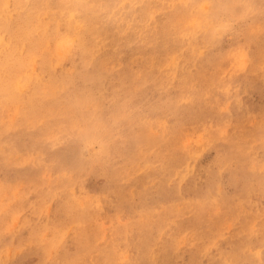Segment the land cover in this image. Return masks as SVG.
I'll return each mask as SVG.
<instances>
[{
	"label": "rangeland",
	"instance_id": "374dc122",
	"mask_svg": "<svg viewBox=\"0 0 264 264\" xmlns=\"http://www.w3.org/2000/svg\"><path fill=\"white\" fill-rule=\"evenodd\" d=\"M199 8L206 10V4ZM228 26V33L219 37L212 50L206 51V56H223L239 45L246 48L247 60L252 58L254 52L248 48L246 36L252 34L253 22L244 18L232 21ZM54 44L51 49L59 56L67 54L72 47L71 41L65 38ZM233 65L227 71H223L221 65H213L214 69L204 66L202 83L206 87L211 82L213 88L208 96L195 103L191 91L180 99L173 87L162 94L163 88L155 91L157 96H143L141 91H136L135 100L149 103L153 99L158 115L162 107L167 112L165 117L146 128L147 141L155 144L145 150L146 155L140 161L134 158L129 164L124 159L134 152L131 144H126L125 135L115 136L106 158L101 154L103 151L100 153L101 141L72 137V147L80 153V162L92 168L76 185L80 180L58 175L57 170L46 163L45 150L40 146L45 142L50 147V143L56 142L55 127L59 118H54L55 127L51 129L47 127L53 124L48 114L40 116L35 126H27L28 129L16 126L15 129L10 122L14 120L15 112L23 113L27 109V104L24 100L7 103L5 130L19 135L16 141L19 149L9 150L6 164L0 168V264H150V261L151 264H264V195L255 180L250 184L251 194H242V179L236 183L242 176L238 173L239 164L233 159L222 161L221 155L235 146L233 141L230 145L222 144L220 149H217V142L215 145L209 143L212 134L216 133L222 140L236 138L241 133L239 130L233 133L238 129L239 117L245 118L246 142L250 147H244L250 159L245 172L249 176L258 175V179L264 176V113H261L264 111V86L261 84L263 87L259 89L260 77L247 78L241 71L236 73L233 68L237 66ZM129 66L132 71L138 69L134 62ZM44 68L67 71L68 67L62 63ZM79 69H75V81H79L76 73ZM215 69H221V72ZM214 75L222 78L217 88L212 79ZM29 78L26 75L22 80L26 82H18L19 94H27L31 89L32 78ZM55 78L61 81L57 75ZM116 78L109 79L108 83L95 81L89 84L93 90L101 89L109 96L87 94L100 105L105 120L110 122L113 120L109 113L115 109L114 105L126 101L122 92L114 87ZM42 79L45 89H52L47 73ZM124 84L126 87L127 83ZM151 90L149 87L147 92ZM158 95L164 96L158 99ZM186 99L187 103H184ZM60 102L66 106L64 97H60ZM169 105L175 109H165ZM143 106L142 115L147 117L151 108ZM59 113L57 111V115ZM64 115H61L63 119ZM118 127L121 133L129 132L121 123ZM171 129L177 132L176 136L169 132ZM239 146L243 147L241 142L236 148ZM159 150L165 153L161 161L157 159L161 158L158 157ZM185 153L186 158L183 157ZM259 157L261 160L255 162ZM178 159V167L183 169L180 170L183 181H180L179 173H172L175 167L164 179L163 172L172 164L168 160ZM126 163L130 167L119 178L118 186H113L112 182L106 184L105 172ZM207 179L210 183L214 179L210 196H206L208 192L203 195L202 191V183ZM167 180H173L172 184L163 185L162 182ZM64 182L68 184L67 189H64ZM178 184L182 185L179 195L175 194ZM216 185L220 193L215 200H235V209L210 204ZM174 186L176 189H172ZM68 192L72 195L69 200L73 208L69 202L62 201L68 199ZM215 207L218 213L214 212ZM196 209H200L201 214L192 219L191 213ZM204 218L207 221H203ZM244 224L248 229L243 227ZM78 235L92 239L91 248L85 253H80L81 245L74 246ZM64 250L74 253L79 250L82 255L65 263Z\"/></svg>",
	"mask_w": 264,
	"mask_h": 264
},
{
	"label": "bare ground",
	"instance_id": "6f19581e",
	"mask_svg": "<svg viewBox=\"0 0 264 264\" xmlns=\"http://www.w3.org/2000/svg\"><path fill=\"white\" fill-rule=\"evenodd\" d=\"M203 3L206 4V10L200 11L199 6ZM244 18L253 22L254 30L246 36L248 48L254 52L253 57L247 60L246 48L239 45L223 56L207 57L206 51L212 50L219 37L228 33V25ZM63 38L70 40L72 47L67 54L59 56L53 52L51 46ZM258 38L259 44L256 42ZM133 62L138 66L136 71L130 69L129 65ZM62 63L68 67L67 71L44 68L50 64ZM233 63V66H237L233 68L237 70L236 73L241 71L247 78L260 77L258 88L264 86V0H0V168L6 164L9 150L19 149L16 143L19 135L5 130L7 103L15 104L24 100L27 104V109L23 113L15 112L12 118L14 120L10 122L14 124L15 129L16 126L28 129L27 126H33L36 120L45 114L51 117L53 124L47 125L51 129L55 127L54 118H59L55 127L56 142L50 143V147L45 142L40 146L45 150L46 163L56 169L58 175L80 180L76 185L92 168L80 162V153L72 147V137L80 136V140L94 138L101 141L103 148L100 153L103 151L101 154L104 157L112 148L111 142L115 136L125 135L126 144H131L134 152L133 155L124 156V159L129 164L134 158L140 161L143 155H146L145 150L155 144L147 141L146 128L165 117L167 112L162 110V107L158 115L153 99L149 103L135 100L136 91H141L144 96L155 94V91L162 88L164 90L161 94L166 93L173 87L176 88L180 99L187 91H191V99L195 103L208 96V92L213 88L211 82L207 83L206 87L202 83L205 80L204 66L213 68V65H221L223 71H227ZM75 69H79L76 72L79 81L74 79ZM215 70L221 72V69ZM45 73L51 79L52 89H45L42 79ZM26 75L32 78V87L27 94L21 95V90H17L20 88L18 82H23ZM56 75L61 78L60 82L55 78ZM115 77L117 82L114 87L122 92L126 101L121 105H114L115 109L109 113L113 120L110 122L105 120L104 113L99 109L100 105L93 102L94 99L89 98L87 94L104 95L101 89L95 91L89 84L95 81L108 83L109 79ZM212 79L217 88L222 78L214 75ZM124 82L127 83L126 87ZM198 82L199 86L196 87ZM149 87L151 92H147ZM215 94L218 96L217 92ZM163 96L158 95L157 98L161 99ZM60 97L66 99V106L60 102ZM87 101L90 103H86ZM184 103H187V99ZM143 105L151 108L147 117L142 115V109L145 107ZM165 109L174 110L175 107L169 105ZM57 111L60 112L58 115ZM62 113L65 114V119L62 118ZM120 123L127 126L129 132L121 133L118 127ZM237 124L238 129L233 133L238 130L241 133L236 134V138L222 140L220 134L216 133L212 134L209 143L215 145L217 142V149H220L222 144L230 145V141H233L235 146L221 155L222 161L233 159L239 164L238 173H242V176L236 179V183L242 179V194H251L250 184L255 180L264 195V176L258 179V175L249 176L245 172L247 161L250 160L244 149H250L246 142L248 132L245 129V118L240 116ZM133 125L136 128H131ZM60 127H63V130ZM74 131L75 134L72 133ZM169 132L172 136L177 134L174 129ZM240 142L243 147L236 148V144ZM159 153L158 157L161 158L157 159L161 161L165 156L164 150H159ZM187 156L185 153L183 157ZM260 160L259 157L255 162ZM168 161L172 164L163 172L164 179L175 167L172 173H179L180 181H183V174L180 173L183 169L178 167L179 159ZM128 163L106 171V184L112 182L113 186H118L119 178L130 167ZM172 181L162 183L169 186ZM211 183H214V179ZM211 183L208 179L203 181V195L208 192L206 196H210L214 186ZM63 185L64 189L68 188L65 182ZM174 188L175 186L172 189ZM181 188L182 185L178 184L175 194L179 195ZM196 189L199 190V187L196 186ZM118 191L122 192L121 189ZM213 192L210 204L218 207L222 204L235 209V200L218 202L215 198L216 195L219 196L220 190ZM67 194L68 199L62 201L66 204L69 202L73 208L69 200L72 195L70 192ZM203 199H206L205 196ZM215 209L217 208H214V212ZM191 214L194 219L201 214V210L196 209ZM202 220L207 221L206 218ZM243 227L247 228V225L244 224ZM91 240L85 235H78L74 246L81 245L80 253H85L91 248ZM80 253L79 250L77 253L64 250V262L75 261L82 255Z\"/></svg>",
	"mask_w": 264,
	"mask_h": 264
}]
</instances>
